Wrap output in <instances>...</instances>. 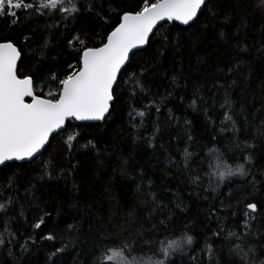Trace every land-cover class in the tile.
I'll list each match as a JSON object with an SVG mask.
<instances>
[{"label":"trees","instance_id":"16d2710c","mask_svg":"<svg viewBox=\"0 0 264 264\" xmlns=\"http://www.w3.org/2000/svg\"><path fill=\"white\" fill-rule=\"evenodd\" d=\"M138 2L80 0L83 10L75 19L62 21L57 14L29 21L27 43L24 29L9 27L0 19V41L11 38L22 49V75L45 69L63 74L69 62L75 63L76 53L66 43L70 36L89 35L98 43L96 33L109 30L108 24L116 19L110 9L132 11ZM88 3H94L99 15L87 10ZM212 7L215 16L205 11L192 29H171L167 45L154 38L150 47L138 51L129 73L145 70L147 91L137 89L136 96L130 97L132 84H123L124 93L106 122H84L89 126L79 129L82 136L76 150L69 153L63 142L65 134L51 140L41 159L54 162L53 179L39 180L40 169L31 173L14 167L0 169V202L9 196L14 201L8 223L15 234L12 239L0 227L5 241L12 239L11 244L0 247V264H47L54 248L41 233L46 235L53 226L55 246L68 245L55 258L57 264H90L91 253L103 242L102 237H127L143 245L153 235V226L174 238L185 228L193 236V245L177 257L176 264H242L230 253L232 244L213 232L218 225L225 232L243 231L242 211L248 201L260 209L253 232L257 228L264 232V6L260 0H213ZM109 16L112 19L106 23ZM169 28L166 25L161 31ZM89 46H93L91 42ZM130 106L148 113L138 131L128 118ZM225 113L232 116L238 132L231 131L230 122L221 131ZM88 140L97 145L95 150L81 147ZM237 140L254 147L241 154L234 143ZM185 147L193 154L190 165L198 170L202 187L191 183L192 172L184 168ZM213 149L233 166L250 154L249 175L232 177L215 192L208 189L206 173L221 163L211 155ZM72 165L76 167L69 172ZM13 173L16 183L5 189V181ZM149 191L157 197L155 206L146 198ZM229 193L231 198L226 200ZM222 200L231 208L221 210ZM237 205L241 212L230 215ZM210 208L216 210L215 216ZM53 209L47 228L32 227L38 216ZM249 243L257 246L258 260H264V242L253 236ZM20 245L28 251L22 252ZM209 245L214 250L212 260L205 250Z\"/></svg>","mask_w":264,"mask_h":264},{"label":"snow or ice","instance_id":"6c2138e0","mask_svg":"<svg viewBox=\"0 0 264 264\" xmlns=\"http://www.w3.org/2000/svg\"><path fill=\"white\" fill-rule=\"evenodd\" d=\"M260 4L264 6V0H260ZM212 5L213 0H139L136 9L132 11L117 12L115 8H111L116 19L108 24L109 30L96 33L99 36L98 43L93 36H82L79 33L67 39V47L76 53V56L75 63L69 62L63 74L45 69L35 75H22L20 69L22 49L11 38L0 41V169L14 167L26 173L40 169L39 180L42 181L45 177L53 179L54 162L41 159L51 140L55 136L65 134L63 142L71 154L76 150L82 136L79 129L89 126L84 122H106L111 116L115 104L124 93L123 84H132L130 97L136 96L137 89L142 93L146 92L143 80L145 70L129 73V67L138 51L150 47L154 38L167 45L171 40V29L181 26L184 31L192 29L194 25L200 23V17L205 11L215 16ZM86 7L89 12L99 15L94 3H88ZM82 10L80 0H0V19L6 20L9 27L24 29L22 34L25 43L30 39L26 34L31 27L29 21L57 14L62 21L75 19ZM111 19L109 16L105 22L108 23ZM166 25L170 26L168 32H162L161 29ZM203 27L206 28L207 25ZM90 42L93 46H89ZM125 75L128 76L127 81L124 79ZM195 104L196 101L193 100L192 105ZM151 107L152 105L145 106ZM155 110L159 112L160 109L156 107ZM147 114L144 110L130 106L128 118L131 127L138 131ZM229 122L232 125L231 131L238 132L235 121L227 113L221 121L225 125L221 131L227 129ZM191 139L189 135L188 140ZM148 143L151 145L152 141L149 140ZM234 143L241 154L254 147L250 144L241 145L238 140ZM81 147L95 150L97 145L88 140ZM210 151L221 163L216 165L215 171L206 173L209 175L208 189L215 192L226 180L249 175L248 166L252 164L250 154L243 156L242 163L237 162L233 166L223 162L225 158L218 149ZM192 155L185 147L184 168L192 172L191 183L202 187L203 181L198 170H193L190 165ZM168 159L171 161V157ZM75 167L76 165H72L68 171H73ZM60 174L63 175V171ZM15 183L16 175L13 173L8 176L4 188L12 189ZM35 187L33 184L32 188ZM231 195L229 193L226 200L230 199ZM146 198L156 205L157 197L154 192L149 191ZM13 205L11 196L7 197L6 202H0V214L3 217L0 227L15 239V234L10 231L8 223L10 210H14ZM220 206L221 210L231 208L225 200L220 201ZM177 207H181V204L177 203ZM55 211L46 210L43 215L36 218L32 227L36 230L47 228L48 218ZM240 212L237 205L231 210L230 215L236 216ZM210 214L215 216L216 210L210 208ZM259 214L257 203L248 201L242 211L243 231L225 232L223 226L218 225L217 230L213 232L214 236H223L232 244L230 253L238 256L242 264H264V260H258L257 246L249 243V238L253 236L264 242V232L259 228L253 232V222ZM20 215H24L23 211ZM166 219L170 220V217ZM160 223L165 225V220H161ZM168 227L170 228V225ZM152 231L153 235L146 237L143 245L138 244L136 239L127 237H102L103 242L91 253L90 264H176L177 257L184 255L185 250L191 248L194 243V238L188 234L187 228L179 238H174L168 231L159 232L155 226ZM41 234L44 240L52 242L54 248L48 256L47 264H57L55 258L68 250V245L61 242L59 247L55 246L57 240L55 226L46 235L43 231ZM12 239L5 241L0 235V247L11 244ZM20 247L22 252L28 251L25 245ZM205 250L212 260L214 250L210 245L206 246Z\"/></svg>","mask_w":264,"mask_h":264},{"label":"water","instance_id":"95a60500","mask_svg":"<svg viewBox=\"0 0 264 264\" xmlns=\"http://www.w3.org/2000/svg\"><path fill=\"white\" fill-rule=\"evenodd\" d=\"M88 123H94V122H88ZM47 147V146H46Z\"/></svg>","mask_w":264,"mask_h":264}]
</instances>
